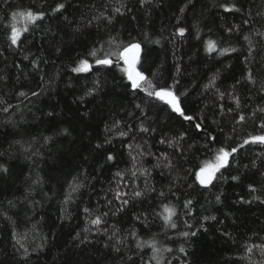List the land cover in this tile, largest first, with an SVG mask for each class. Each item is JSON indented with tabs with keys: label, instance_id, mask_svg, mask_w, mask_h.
Listing matches in <instances>:
<instances>
[{
	"label": "trees",
	"instance_id": "obj_1",
	"mask_svg": "<svg viewBox=\"0 0 264 264\" xmlns=\"http://www.w3.org/2000/svg\"><path fill=\"white\" fill-rule=\"evenodd\" d=\"M226 2L241 11L226 12ZM58 3L65 9L53 14ZM121 4L123 15L115 12ZM25 10L43 11L45 18L28 24L29 31L11 45L7 25L14 12ZM178 27L186 29L184 37L174 35ZM257 31L264 33V0H152L143 6L140 0H0V164L9 168L0 173V264H155L150 248L135 247L137 240L153 237L158 247L173 249L164 253L165 264L169 258L171 264H264L257 247L264 246V146L240 149L214 186L203 188L194 179L205 162H215L219 148L230 150L250 135L264 134V113L256 112L264 107V38ZM246 35L253 49L247 64ZM112 37L141 43L137 69L157 89L179 81L173 90L194 121L134 91L122 62L95 64L91 50L98 58L117 51ZM209 39L217 42L212 54L206 51ZM222 49L228 51L221 55ZM79 59H87L92 70L73 73ZM249 70L255 85L245 79ZM197 122L204 131L196 129ZM141 123L155 131L139 132ZM121 130L128 135L121 137ZM182 132L185 139L177 147L160 143ZM161 153L169 155L171 168L156 166ZM145 169L148 174H142ZM249 184L257 192L250 193ZM118 191L128 193L122 198L130 203L117 213ZM134 191L145 195L136 198ZM242 198L252 202L240 203ZM165 204L176 207L175 229L157 216ZM97 215L103 220L99 231L91 224ZM116 229L124 241L119 252L109 240ZM184 231L197 235L185 238Z\"/></svg>",
	"mask_w": 264,
	"mask_h": 264
},
{
	"label": "snow or ice",
	"instance_id": "obj_2",
	"mask_svg": "<svg viewBox=\"0 0 264 264\" xmlns=\"http://www.w3.org/2000/svg\"><path fill=\"white\" fill-rule=\"evenodd\" d=\"M152 0H140V4L141 6H143L146 3H151ZM189 3L192 2V0H188ZM125 7V5L121 4L120 7H117L115 9V12L123 15L122 12V8ZM221 7L224 8V10L226 12H240L241 8L236 7L235 5H229L227 2L223 5H221ZM65 9V4L64 3H58L56 5V7L52 10L53 14L57 13V12H62V10ZM181 13L184 12V8L180 9ZM251 15V13L249 14ZM12 21L13 23H11L10 25H7V27L10 28V34L7 35V38L10 40L11 45H17L18 42L21 39V35L24 32H28L29 28H28V24L31 25H36L37 21L43 20L45 18V13L43 11H32V10H25V11H20V12H14L12 14ZM21 21L25 22V27L18 28L17 27V23H20ZM108 23H112V19L111 18H107ZM229 31H232V29H229ZM186 34V29L184 27H178L176 29V32L174 33V35H177L179 37H184ZM256 35L261 36V38H264V33H261L259 31L256 32ZM145 39H148L147 35L145 36ZM244 40L248 42L249 44V50H248V56L245 58V62L246 64L250 61L251 57H252V45H251V40L249 36H244ZM110 44H114L115 47L117 48V51L115 53L113 52H108L104 55L103 58H98L97 57V50L93 49L89 52V55L92 56L95 60V64L97 66H104V67H112L113 64L115 63L117 66L120 65V63H123V67L121 68V71L125 74L128 82L130 83L131 88L135 91V90H140L146 93V95L149 98L155 99L157 101L162 102L164 105H166L172 113H175L176 115H178L179 117H181L184 121H188V122H192L195 120V117L192 115H188L186 114V112L182 109L181 107V102H180V97L174 92V86L175 83H179V81H175V83L172 86H165V87H160V88H156L153 86V84L151 83V81H149L147 79V77L144 75V73L142 71H139L137 69V65L140 63V58H141V52H142V47H141V43L137 42L135 39L131 40L130 42L124 44V43H118L115 37H112L109 41ZM155 43H159V41H155ZM59 51V49L57 50ZM206 51L209 54H212L214 52H217V42L214 40L209 39L206 42ZM227 49H222L220 50V54L223 55L224 52H227ZM231 51L235 52L237 51V49L232 48ZM113 55H115V61H113V59L111 58ZM34 67H38V64H36L34 62L33 64ZM93 65L89 63V61L87 59H79L76 62V66L71 68V71L73 73H86L92 70ZM245 79L247 80L248 83L255 85L256 80L255 77L252 73L251 70H249L247 72V75L245 77ZM215 84V81H211L209 85H206L205 87H213ZM146 85V86H145ZM91 94V93H90ZM20 96H24L25 93L24 92H20L19 93ZM33 96L38 95V93L33 92L32 93ZM221 99H223L224 94L221 93L220 94ZM0 103H2V101H0ZM235 104L236 107L239 108L240 107V100L239 98H235ZM137 108H140V105L137 104L136 105ZM5 111H7V108L4 109ZM221 110L223 111V107L221 108ZM229 112L232 111L231 108L228 109ZM256 112L259 113H264V107L258 108L256 110ZM256 112L253 113V116L256 115ZM49 115H51V113H49ZM245 116L244 115H239V122H244L245 121ZM114 127L118 128L119 127V122H115ZM195 127L198 131H204V129L202 128V125L197 122L195 123ZM260 128L264 129V122H262L260 124ZM131 130V128L129 129ZM149 131H155V129H150L148 127H144L143 123L140 124L139 126V132L141 133H148ZM67 133V129L64 130V134ZM119 135L121 137H125L128 135L127 132L125 131H120ZM209 139L215 141L216 137L215 136H211V134H209L208 136ZM51 137H45V141L47 142L48 140H50ZM185 139V134L182 132L178 135V137L175 140H169V139H161L160 143L161 144H165L167 143V145L169 147H177L179 144V141H182ZM19 143V141L17 142ZM250 144H259L261 146H264V134H260V135H250L249 138L245 139L243 141V143H240L238 146H231L230 150H226L225 147H221L219 148V150L217 151L216 155H215V162L214 163H208L205 162V164L199 169V171L194 173V179L195 182L198 183L201 187L203 188H209L210 186H214L213 185V181L224 178V173L221 171L222 169H226L229 168V158L230 157H235V155L237 153L240 152V149H243L246 145H250ZM21 147H23V145H21ZM97 148H101L102 145L101 144H97L96 145ZM129 147L131 148L132 146L129 145ZM139 147V146H138ZM25 151H28V148L24 149ZM161 158H157L158 162H157V167H165V168H171L172 167V163L170 160V157L168 154L165 153H161ZM114 159V157L112 155H108L107 156V160L112 161ZM133 159H135V157H133ZM245 167H247V165H245ZM253 167H255V163L253 162ZM9 172V168L6 167L3 164H0V173L3 174H7ZM217 173H219L220 175L217 176ZM142 174H148L147 170L145 169L144 172ZM261 176L264 177V171H261ZM118 176L121 175V173H117ZM133 175H135V173H133ZM231 179L233 181H239L240 176L239 175H233L231 176ZM192 185H189V187H191ZM152 191H155V189H151ZM248 190L250 193H255L257 192V188L254 187L252 184H249L248 186ZM73 191H75V189H73ZM128 193H123L118 191L116 193V199L119 200L120 202V206L117 207L116 212H121L124 210V208H126L130 201L128 199H123L122 197L127 196ZM133 195L136 198H141L145 195L144 191H134ZM160 196H164V192L161 191L159 193ZM173 195H175V193H173ZM216 202L219 203L221 200L220 195H217L215 197ZM255 199H259V197L253 196V200ZM67 202V201H65ZM252 200H245V199H241L240 203H251ZM111 203V201L109 202ZM193 201L189 198L186 199L184 204H183V208L186 209V214H190L191 213V205H192ZM260 203H264V200H260ZM85 211L87 212L88 210L85 209ZM114 215L116 213H113ZM104 216H107L108 213L105 212L103 213ZM177 215V210L176 207L173 205H168L165 204L163 205V212L162 213H157V216L159 218H161L163 220V226L167 227V228H171V229H175L177 227L176 223L173 220V217H175ZM145 220L147 219V217L145 216L144 218ZM205 221L211 219V220H216L215 216H205L203 218ZM136 220H141L140 216L136 217ZM103 223L102 220V216L97 215L94 219L91 220V224L96 226V230L99 231L100 230V225ZM186 226L191 228L190 224H187ZM147 226V225H145ZM201 227H203V225H201ZM204 231H207V229L205 228ZM118 233L119 230L116 229L112 232V234L109 236V240L113 241V249L117 252L121 251L120 245L124 243V241L120 238H118ZM134 235V233H133ZM183 237L187 238L189 236L195 237L197 235L196 231H184L182 233ZM77 238H80V234H77ZM86 242V238L81 239V243ZM17 243L19 244L20 241L17 240ZM108 245H105V247H107ZM22 247V245H21ZM135 247L136 249L140 250V252H143V249L145 247H148L151 249V260L155 261V264H165V257H164V253H172L173 249L171 247H166V246H161L158 247L157 244L155 243V238L153 237V239L151 241H140L137 240L135 243ZM260 248L261 254L264 255V246H257ZM179 251L181 253L185 252V249L183 247H181L179 249ZM248 252H251L252 249L251 248H247ZM25 252H27V249H25ZM26 258V257H25ZM129 260L132 259L131 256L128 257ZM142 259V258H141ZM133 264H135V261H133ZM167 264H171V259H167Z\"/></svg>",
	"mask_w": 264,
	"mask_h": 264
}]
</instances>
